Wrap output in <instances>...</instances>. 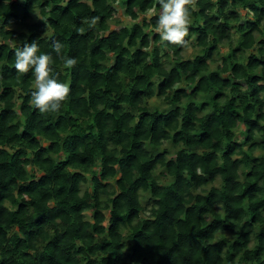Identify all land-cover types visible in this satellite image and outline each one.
Listing matches in <instances>:
<instances>
[{
	"label": "trees",
	"instance_id": "1",
	"mask_svg": "<svg viewBox=\"0 0 264 264\" xmlns=\"http://www.w3.org/2000/svg\"><path fill=\"white\" fill-rule=\"evenodd\" d=\"M187 7L180 45L157 0H0V264H264V0ZM26 40L70 87L58 113L16 72Z\"/></svg>",
	"mask_w": 264,
	"mask_h": 264
},
{
	"label": "clouds",
	"instance_id": "2",
	"mask_svg": "<svg viewBox=\"0 0 264 264\" xmlns=\"http://www.w3.org/2000/svg\"><path fill=\"white\" fill-rule=\"evenodd\" d=\"M157 2L160 12L155 31L161 40L171 44L186 45L187 41L184 38L188 34L187 25L190 23V9L187 7L190 0H157ZM87 23L89 28H93L97 18H91ZM46 34L47 31L44 35ZM51 47L56 56L63 61L64 68H71L76 64L75 58L62 54L63 45L59 40H52ZM14 56L17 74L31 71L35 77V90L30 92L31 103L41 113H58L69 95L70 87L67 83H62L59 73L55 72L52 54L41 52L37 41L29 43L26 40L22 46L15 49Z\"/></svg>",
	"mask_w": 264,
	"mask_h": 264
},
{
	"label": "rangeland",
	"instance_id": "3",
	"mask_svg": "<svg viewBox=\"0 0 264 264\" xmlns=\"http://www.w3.org/2000/svg\"><path fill=\"white\" fill-rule=\"evenodd\" d=\"M151 16H153V13H151L148 18H151ZM40 20H41V16L39 14L35 15L34 21L38 22ZM116 21H120L121 25H123V26H131L134 23L129 17H127L125 15V11L122 8L121 4L116 5V16H115L114 21L111 24V28L112 29H116L118 27V25L115 23ZM198 52L199 51L197 49H195L193 47H190V48H187L183 52V57L186 58V59L187 58H192L196 54H198ZM226 53H227V48L226 49L225 48H221L219 50V54L216 55L215 58L218 60V62H221L222 58L226 55ZM150 103H151V105L159 106L161 109H168L169 108V106L167 104H164L163 102H161L157 98L153 99ZM238 134H239V132H238ZM239 138L243 139L242 136H239ZM163 148L167 149L171 153V155H173L175 153V149L171 145H169L167 143L163 146ZM160 152H162V151H160ZM142 203H143L144 206H149L150 205L149 204L150 203L149 197L148 196H143ZM88 218H90V214H88ZM227 237L231 239L230 235H227Z\"/></svg>",
	"mask_w": 264,
	"mask_h": 264
}]
</instances>
